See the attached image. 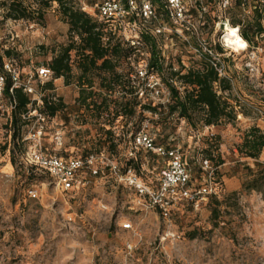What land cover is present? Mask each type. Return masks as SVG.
Here are the masks:
<instances>
[{"label":"rangeland","instance_id":"rangeland-1","mask_svg":"<svg viewBox=\"0 0 264 264\" xmlns=\"http://www.w3.org/2000/svg\"><path fill=\"white\" fill-rule=\"evenodd\" d=\"M77 1L95 19L101 0ZM236 1H231L235 11L230 15L246 21L252 10L249 6L236 8ZM184 2L197 26L201 12L207 14L203 15L206 26L199 40L191 32L182 31L155 6L158 21L138 24L150 31L154 26L163 28L161 34L156 33L163 74L145 75L151 52L146 44L135 50L119 72L130 79L144 104L166 105L170 100L167 79L182 67L185 71L200 68L201 55L209 54L232 84V91L222 96L236 108L234 122L193 129L181 121L172 134L157 124V115L146 112L141 124L137 118L120 117L111 126L106 112L99 117L79 105L80 91L89 80L94 82L97 95L104 96V90L97 72L81 77L74 52L69 80L55 79L54 90L43 89L53 77L40 80L34 75L38 69L49 68L52 58L70 43L69 26L56 5L43 21H4L5 11L0 7V55L4 57L8 50L13 53L11 60L18 64L22 80H32L41 102L46 97L63 103V110L55 117L46 115L43 145L48 152L63 157L105 152L119 167H125L133 151L132 136L144 132L156 143L183 154L190 165L194 189L205 184L208 171L203 162L209 160L218 188L217 220L212 215L217 203L213 205L212 198H208L198 207L178 202L167 221L157 209L140 203L136 194L107 170L101 176L83 173L89 183L75 191H63L51 177L31 172L22 164V153L29 146L22 139L39 126L33 112L44 114L43 103L36 101L30 107L33 115L22 117L17 138L11 130L12 115L0 112V264H264V149L258 159L245 157L240 149L252 128L264 133V38L257 39L258 47L248 45L247 50L236 51L225 41L228 25L232 26L221 0ZM163 3L166 6V0ZM156 83L160 84L158 94L150 87ZM174 85L184 91L178 81ZM35 98L31 96L32 101ZM111 109L115 114L114 105ZM102 128L113 132L111 141L106 140ZM58 133L62 147L55 142ZM164 136L168 139L163 141ZM112 141L115 147L110 146ZM14 142L19 145L16 166L11 165ZM204 150L211 152L212 159ZM162 160L146 152L139 156V173L153 188L159 183ZM254 179L258 181L253 186H259V190L249 185ZM30 190L37 191V198L30 197ZM125 224L131 229H124ZM192 232H197L195 239L190 238Z\"/></svg>","mask_w":264,"mask_h":264},{"label":"trees","instance_id":"trees-1","mask_svg":"<svg viewBox=\"0 0 264 264\" xmlns=\"http://www.w3.org/2000/svg\"><path fill=\"white\" fill-rule=\"evenodd\" d=\"M103 1L104 0H101L96 7L101 5ZM123 1L126 2L127 0ZM231 1L232 0H229L227 7L224 8L225 11L229 12V15L235 11V7L231 6ZM237 1L236 8L242 9L245 6H249L252 10V16L246 21H242V19L230 15L227 17V21L232 27L239 29L241 37L250 47H258L257 39L264 38V0ZM150 2L155 12V6H157L170 20L167 8L168 0H166V6L163 0H150ZM182 2L186 9V15H189L188 17L192 20V16L189 14L190 12L186 8L184 0H182ZM223 2L224 0H221V3ZM54 5L57 6L65 23L69 26L68 34L70 43L49 62L48 69L52 71L50 78L53 77V80L46 82L43 85V89L50 91L54 90L55 79L64 78L66 82L69 80L72 71L71 56L74 52L79 60L80 69L82 71L81 77L85 78L90 73L97 72L99 74L100 87L104 90V96L97 95L93 90L94 82L89 80L87 86L83 87L80 91L78 103L81 107L99 117L106 112L111 119L107 120V123L111 126L115 125L120 117L137 118L138 122L141 124L146 112L157 115V124L166 129H170L172 134L177 131L181 121H185L190 127L197 129L199 125L203 127H215L223 122L231 123L237 119L236 108L222 96V93L232 91V84L227 78L220 75L218 68L221 67V65L214 62L212 57L206 53L201 55L200 68H188L185 71L182 67L179 71L173 72L170 79H167V85L170 91V100L168 104L153 105L152 102L146 104L142 102L141 98H139V92L131 86L130 79L125 74L120 73L119 69L124 63L131 59L135 50L146 44L151 49L147 65L148 72L158 75L163 74L164 62L158 52L157 34L155 32L157 26H154L151 31L149 28L143 27V30L140 32V45L134 47L125 43L123 39L118 37L117 33L110 29L108 24L100 23L92 18L90 14L83 10V7L77 0H32V3H27L26 0H1L0 2V7L5 11L3 16L4 21H43L47 11ZM200 8L202 11L205 9L201 4ZM203 13L204 12H201L199 16L200 20L198 27L200 34L202 33V28L206 26L203 15L206 16L207 14ZM156 16L158 18L157 12ZM131 20L144 22L138 16H132ZM155 22L157 21L151 20L145 23L152 24ZM183 31L185 32L187 30L183 29ZM218 51L222 53L223 50L218 48ZM12 54L13 53L8 50L5 52L4 57L0 55L1 73H5L4 64L6 62H11L13 65L19 67L15 60H11ZM215 64H217V67ZM35 78L37 79V77ZM175 81H178L184 87V91H181L174 85ZM12 85V79L7 75V97L10 95ZM116 93L119 94V96L113 99ZM14 97L16 99V107L10 112L12 115L11 130L14 132V137L17 138L22 117L30 111V107L35 105L36 102H33L31 96L24 93L22 89H15ZM42 103V112L52 118L62 111L64 107L61 100L56 101L54 98L44 97ZM112 105H114V110H116L115 114H112ZM102 131L107 135L106 140L111 141V139H113V132L110 129L106 130L102 128ZM136 134L137 133H135L132 138ZM162 139L164 141L168 139V136H164ZM113 143L112 141L110 146L115 147ZM156 145L163 146V144L158 143H156ZM17 147L19 148L18 143L14 142L13 149L11 150L12 166H16ZM240 149L245 157L258 159L264 149V133L259 128H252L245 135L244 143ZM132 152L133 156L126 159V166L120 167L121 170L125 171L131 168L137 174L141 175L139 173V156L143 152L152 155L155 159H163L162 169L166 165L165 158L159 157L152 152L136 149H133ZM100 153L101 152H89L85 156ZM203 153H208L209 159H212L209 150H204ZM183 159L185 165L191 172L187 159H185L184 156ZM22 164L26 165L23 160ZM26 166L31 172L38 173L35 171L34 167ZM257 181L258 179H254L249 185L259 190V186H253ZM190 185L192 186V175ZM210 198H212L213 205L215 202L217 203V206L214 205L212 208L213 220H217V216L220 212V205L216 195ZM183 201L188 204H193L187 200ZM196 237L197 232H192L190 238L195 239Z\"/></svg>","mask_w":264,"mask_h":264},{"label":"built area","instance_id":"built-area-1","mask_svg":"<svg viewBox=\"0 0 264 264\" xmlns=\"http://www.w3.org/2000/svg\"><path fill=\"white\" fill-rule=\"evenodd\" d=\"M229 0H224L223 6L227 7ZM170 20L182 31L186 29L196 38H200L199 27L186 15V9L182 0H168L167 3ZM95 20L100 23H106L110 29L117 33L118 37L131 46L140 45V32L143 30L142 25L137 21H132V16H138L144 22L156 20V12L150 0H104L97 7ZM163 28H156V33L161 34ZM211 54V51H209ZM217 63V62H216ZM218 64V63H217ZM217 64L215 66L217 67ZM220 75L223 77V70L218 68ZM4 72H0V112H11L16 107V99L14 97L15 89H22L29 96H36L33 102L39 101V94L34 89L32 80L24 81L21 78L20 68L11 62L4 64ZM148 70L145 71V75ZM7 75L12 79L13 85L10 89V95L7 97L6 84ZM52 71L48 68L37 70V77L40 80L50 78ZM159 83L150 85L152 89H156L158 94ZM42 103V102H41ZM35 113L39 126L31 130L22 141L28 142V149L23 152V162L35 168V171L46 174L51 177L57 187L63 191H75L84 188L89 183L83 173L87 172L92 176L105 175L107 170L114 175L117 181L133 191L139 202L147 205L151 209H157L162 217L169 221L173 209L178 202L187 200L193 205L199 206L200 202L207 201L208 198L218 193V188L213 182L214 170L209 165L208 160H204L205 169L208 171V178L204 185L198 189L192 188L191 172L184 163L183 154L177 149H170L165 146H157L150 135L144 132H138L131 140L132 149L144 150L168 160L167 164L161 171L158 186L151 187L141 175L137 174L133 169L129 168L125 171L121 170L116 162H113L105 152L100 154H90L85 157H63L55 153H50L43 145V137L45 134L46 115ZM31 110L24 115V118H30ZM55 142L62 147L61 134H56ZM133 152H130V157ZM31 198H37L36 190H30ZM124 229H131L130 224H125Z\"/></svg>","mask_w":264,"mask_h":264},{"label":"bare ground","instance_id":"bare-ground-1","mask_svg":"<svg viewBox=\"0 0 264 264\" xmlns=\"http://www.w3.org/2000/svg\"><path fill=\"white\" fill-rule=\"evenodd\" d=\"M228 31L227 40H225L228 46L236 51L247 50L248 43L241 37L239 29L228 25Z\"/></svg>","mask_w":264,"mask_h":264}]
</instances>
